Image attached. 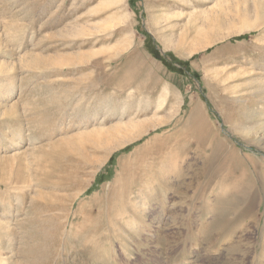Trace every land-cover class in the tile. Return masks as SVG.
<instances>
[{"label":"rangeland","instance_id":"obj_1","mask_svg":"<svg viewBox=\"0 0 264 264\" xmlns=\"http://www.w3.org/2000/svg\"><path fill=\"white\" fill-rule=\"evenodd\" d=\"M0 264H264V0H0Z\"/></svg>","mask_w":264,"mask_h":264},{"label":"bare ground","instance_id":"obj_2","mask_svg":"<svg viewBox=\"0 0 264 264\" xmlns=\"http://www.w3.org/2000/svg\"><path fill=\"white\" fill-rule=\"evenodd\" d=\"M141 132V131H140ZM112 145V144H111ZM118 145H122V143H120V144H118ZM145 225V224H144ZM136 227V226H135ZM139 229V228H138ZM96 232V231H95ZM142 232V231H141ZM94 237V236H93ZM139 237V236H138ZM86 243V242H85ZM95 243V242H94ZM93 244V243H92ZM98 244V243H97ZM86 246H87V244H86ZM91 246V245H90ZM94 247V246H93ZM90 251V250H89ZM88 251V252H89ZM92 254V253H91Z\"/></svg>","mask_w":264,"mask_h":264}]
</instances>
